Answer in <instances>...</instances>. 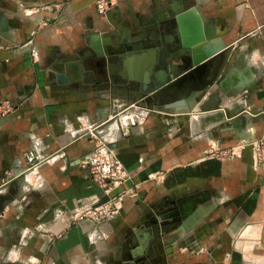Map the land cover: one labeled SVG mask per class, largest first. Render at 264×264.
Segmentation results:
<instances>
[{
	"label": "crops",
	"instance_id": "crops-1",
	"mask_svg": "<svg viewBox=\"0 0 264 264\" xmlns=\"http://www.w3.org/2000/svg\"><path fill=\"white\" fill-rule=\"evenodd\" d=\"M41 1L53 4L35 11L40 2L14 0L0 17V100L17 104L0 121V264H264V167L254 164L251 145L264 142V0L171 1L201 37L212 28L213 43L240 44L221 85L233 94L247 87L235 99L247 115L228 126L222 112L199 124L154 110L136 125L103 126V140L131 174L122 188L135 193L98 223L76 215L101 192L80 162L102 137H82L81 129L112 119L110 90L70 79L66 63L92 43L103 52L125 48L124 19L149 0H117L107 15L95 0ZM108 19L124 43L112 42ZM109 66L108 75L118 73L120 65ZM182 211L192 218L179 230ZM133 245L144 253L138 263L130 261Z\"/></svg>",
	"mask_w": 264,
	"mask_h": 264
},
{
	"label": "rangeland",
	"instance_id": "rangeland-1",
	"mask_svg": "<svg viewBox=\"0 0 264 264\" xmlns=\"http://www.w3.org/2000/svg\"><path fill=\"white\" fill-rule=\"evenodd\" d=\"M36 1L40 2V5L33 6L35 11L44 10L53 4L51 2H45L44 4L41 0ZM171 1L173 0L144 1L141 4L142 12L138 11L136 18L129 17L130 19H124L126 27L130 29V36L132 38L139 36L145 37L143 41L136 42L134 45V51L139 52L140 48L154 42L155 37H157V34L159 33L157 26L161 24H167L175 31L177 25V13L174 12L171 6ZM5 2L6 3L0 0V17H2V15L5 16L9 14L13 8L14 0H6ZM191 3L193 4V0H191ZM116 4L117 0L115 1V4H112L109 7L108 12ZM188 9H191V7ZM166 12H170V15L168 16V13ZM109 22L114 26V35L112 38L115 39L112 42L118 44V42L115 41H118L120 35L119 28H117L115 22L110 20ZM121 22L122 20H120L119 23ZM159 35L160 36L158 38L162 45L164 42L161 38V33ZM105 36L108 35L105 34ZM236 42L237 41H233L227 48L223 47L219 50L216 56V65L212 67L210 73L206 75L203 84L192 85L182 93L160 92L155 83H150L149 87L144 90L141 84L129 85L128 82L123 80L119 73H116L115 75H108V70L106 69L107 64L105 63V65H103V55H101L93 46H90V48L86 47L83 51H81V60L84 65L85 73L87 74V76L83 78L85 82L84 85L88 84L87 86L89 87L90 85L98 84L100 86L107 87V89L110 90L109 94L111 97L108 100L110 101V109L113 114L112 122L116 121L119 127H122L124 119L127 125H136L141 121V119H144V115L154 110H160L174 115L179 114L182 116L183 121L187 123L196 121V123L199 124L207 122V118L209 117L208 115L215 112H222L228 117L227 119L220 121V123L221 125L227 124L229 126L234 124V120L239 118V115L242 114L240 107L235 104V99L241 97L247 88L245 87L243 91L238 94H233L232 92L226 91L221 85V81L225 78L229 69L237 64L238 55L242 51L240 44ZM220 45H223V43H220ZM162 48H164L163 45ZM248 48L249 49L246 53H251L250 46ZM185 50V52L188 53L186 48ZM108 58L110 60H115L121 67L120 61L122 59V54L111 55L108 56ZM191 102H194L195 106H193ZM206 114L208 115L205 116ZM101 128L102 127L94 128L92 126H87L86 130H91V132L89 131V134L93 136V138L99 136L100 138L102 137L100 140H103L104 134L103 132L101 133ZM110 140L111 139L108 138L111 145L112 141ZM230 149H232V147L226 148L225 151L227 156L232 157L233 155L230 154Z\"/></svg>",
	"mask_w": 264,
	"mask_h": 264
},
{
	"label": "water",
	"instance_id": "water-1",
	"mask_svg": "<svg viewBox=\"0 0 264 264\" xmlns=\"http://www.w3.org/2000/svg\"><path fill=\"white\" fill-rule=\"evenodd\" d=\"M192 9V8H191ZM177 25L175 28L176 42L182 47L188 50V63L182 66H176L171 70L166 68L164 69H156L157 63V52L156 50H148V51H134V45L137 41H143L145 37H131L126 35L128 39L131 38L130 43L126 44L125 48L118 49L114 52H103L101 49L97 47L94 43H92L93 47L103 55V60L106 62L108 60V56L122 54V59L120 61L121 67L119 68L118 73L123 78L125 82H128L129 85H139L141 84L143 89L146 90L150 83H155L160 92H172V93H182L190 86L199 85L204 83V78L208 73H210L211 68L216 65L217 54L219 50H221L224 45L215 44L211 40L215 35L213 29H210V33L207 37H201L198 33V27L193 24L188 25L184 24L180 21V19L176 16ZM127 31V29H124ZM120 35L118 38L119 43H121V31H119ZM192 38L189 43L187 38ZM123 43L125 42V38ZM138 39V40H137ZM210 41V42H209ZM212 42V43H211ZM209 43L211 47L207 53L203 52V47ZM68 69V75L70 79L75 80H83V76H87L85 73L84 65L82 60L74 59L70 63H66ZM71 67V68H69ZM201 70L202 73L198 74V71ZM73 72V73H71ZM83 73H85L83 75ZM110 75H115L111 73ZM69 80V79H68ZM67 80V81H68ZM61 81L67 82L61 78ZM247 113L244 112L240 117L234 120V124L239 126L241 121L246 118ZM112 119L109 121L100 124L97 127H103L106 124H111ZM89 135V132L86 131L84 136ZM14 180V179H13ZM15 178V182H16ZM181 211V209H180ZM191 213L186 216L183 211L178 215V219L175 221L176 228L182 230L185 228L186 221ZM192 218V215L190 216ZM136 245L131 247L129 253L132 256L130 261L134 263H138L142 257H144V253H141L139 250H134ZM147 249V246L144 247V250Z\"/></svg>",
	"mask_w": 264,
	"mask_h": 264
},
{
	"label": "built area",
	"instance_id": "built-area-1",
	"mask_svg": "<svg viewBox=\"0 0 264 264\" xmlns=\"http://www.w3.org/2000/svg\"><path fill=\"white\" fill-rule=\"evenodd\" d=\"M116 0H95L98 12L101 15H107L108 9ZM17 104L10 98L0 100V121L14 112ZM264 111V110H263ZM81 129V135L84 136L86 131ZM244 145L245 142H242ZM254 164L264 167V142L261 139L251 141ZM239 146L232 147L230 154L235 155ZM33 151L29 150L27 155L33 156ZM61 155L65 156L62 150ZM36 157V156H35ZM47 156L46 158H48ZM82 167L86 168L89 173L91 183L101 190L100 193L91 195L87 201L80 207L76 214L81 218H89L95 222L108 220L120 213L123 199L126 195H134L132 188H122V185L131 177L123 161L114 152L107 140H100L93 150L87 153L81 160ZM96 232V231H95ZM95 236V234H93Z\"/></svg>",
	"mask_w": 264,
	"mask_h": 264
},
{
	"label": "flooded vegetation",
	"instance_id": "flooded-vegetation-1",
	"mask_svg": "<svg viewBox=\"0 0 264 264\" xmlns=\"http://www.w3.org/2000/svg\"><path fill=\"white\" fill-rule=\"evenodd\" d=\"M157 29H159V33L157 34V37H155L154 42H152L150 45H147L145 47L140 48V51H148V50H156L157 52V63H156V69H168L171 70L172 68H175L176 66H182L186 63H188V56L187 52H185V48H182L177 42H176V35L174 29L172 30L167 24H161L157 26ZM161 33V38L164 42L162 44L164 48H162V45L159 41V34ZM107 64L108 67H110V64H113L114 66H118L119 63H117L113 59H109L103 63V65ZM98 64V63H97ZM102 64V63H100ZM174 209L180 210V204L173 207ZM180 215V213H179Z\"/></svg>",
	"mask_w": 264,
	"mask_h": 264
},
{
	"label": "bare ground",
	"instance_id": "bare-ground-1",
	"mask_svg": "<svg viewBox=\"0 0 264 264\" xmlns=\"http://www.w3.org/2000/svg\"><path fill=\"white\" fill-rule=\"evenodd\" d=\"M209 49H210V48L207 47L206 49H203V52H204V53H207V52L209 51ZM201 73H202V71L199 70V71H198V74H201ZM237 74H239V72H238ZM240 75H241V74H240ZM208 118H209V117H208ZM208 118H207V121L210 119V118H209V119H208ZM209 121H210V120H209Z\"/></svg>",
	"mask_w": 264,
	"mask_h": 264
}]
</instances>
